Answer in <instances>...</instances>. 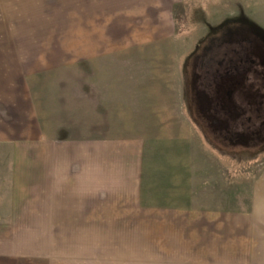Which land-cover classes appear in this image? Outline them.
Returning a JSON list of instances; mask_svg holds the SVG:
<instances>
[{
  "label": "rangeland",
  "instance_id": "rangeland-1",
  "mask_svg": "<svg viewBox=\"0 0 264 264\" xmlns=\"http://www.w3.org/2000/svg\"><path fill=\"white\" fill-rule=\"evenodd\" d=\"M0 111V264H264V0H0Z\"/></svg>",
  "mask_w": 264,
  "mask_h": 264
},
{
  "label": "crops",
  "instance_id": "crops-1",
  "mask_svg": "<svg viewBox=\"0 0 264 264\" xmlns=\"http://www.w3.org/2000/svg\"><path fill=\"white\" fill-rule=\"evenodd\" d=\"M194 57V55L193 56H191L186 62H185V65H184V68L186 69V72H187V75H189L188 74V70L190 71L191 70V75H195L197 78L195 79V81H196V83H197V80L198 79H201V78H205V77H202L199 73L201 72V70L200 69H203V67H205V66H200L199 67V63L201 62V63H203V62H207L206 60H202V61H196L195 63H193V58ZM193 58V59H192ZM233 60V59H232ZM210 62H208V64L207 65H209V70H211L213 73L215 72L216 73V71L218 72L216 75H213V76H209V77H212L211 79H216V78H220L222 75H229V71H228V73L226 74V73H221L222 71V69H226V67H224V66H226V65H224L223 66V68H221V67H219V66H217L218 65V63L217 62H215V65L214 64H212V65H210L209 64ZM197 66V67H196ZM224 71V70H223ZM222 75H221V74ZM209 77H206V78H209ZM210 79V80H211ZM199 81V80H198ZM187 95V94H186ZM14 110V109H13ZM13 110L12 109H10V110H8V112L7 113H5V117H6V115L8 114V119H16V120H20V119H22V118H24V116L22 115V113L20 112V114H18V112H16V110H14V115H13ZM3 112L2 111H0V138H1V135L3 134V133H6L7 131L5 130V129H7L9 126L6 124V121H5V118L3 117V114H2ZM12 113V114H11ZM3 119V120H2ZM3 121V122H2ZM9 129V128H8ZM13 157H14V155H12ZM19 237L20 236H17L16 238V241H14V244H15V246L14 247H16V248H19L18 246H19V244L17 245V241L19 240ZM16 248H13V249H16ZM12 249V247H10V245H8V247L6 248V249H3V251H5L6 250V252H10V250ZM226 261H228V260H225L224 259V261L223 262H220V260H218V262H217V264H229V262H226Z\"/></svg>",
  "mask_w": 264,
  "mask_h": 264
},
{
  "label": "flooded vegetation",
  "instance_id": "flooded-vegetation-1",
  "mask_svg": "<svg viewBox=\"0 0 264 264\" xmlns=\"http://www.w3.org/2000/svg\"><path fill=\"white\" fill-rule=\"evenodd\" d=\"M211 41H212V39L209 40L208 43H210ZM203 50H204V49H203ZM198 55H199L198 58L196 57V54L194 55L195 57H194V59H193V63H195L197 60H198V61L205 60V59L203 58V57H204V54H203V55L198 54ZM249 60H250V62H253L251 59H249ZM237 61H238V63H237L236 65H242L243 63L247 62L246 59L243 60L242 58H241V59L239 58ZM239 63H240V64H239ZM247 63H248V62H247ZM253 63H254V62H253ZM207 64H208V61H207V62H203V63H201V62L199 63V67H200V66H205V67H203V69H200L201 72H200L199 74H200L202 77H205V78H206V77H209V76L216 75L218 72L216 71V73H215V72L213 73L211 70H209V65H207ZM219 64H220V63H218V66H219ZM236 65L229 66V68L227 67V69L224 70L223 73H226V74H227L228 71L231 70V68L236 69V67H235ZM196 67H197V66H196ZM229 72H230V71H229ZM237 72H238V71H237ZM221 73H222V72H221ZM221 73H220V74H221Z\"/></svg>",
  "mask_w": 264,
  "mask_h": 264
},
{
  "label": "trees",
  "instance_id": "trees-1",
  "mask_svg": "<svg viewBox=\"0 0 264 264\" xmlns=\"http://www.w3.org/2000/svg\"><path fill=\"white\" fill-rule=\"evenodd\" d=\"M227 23H233V22H227ZM232 29H233V28H231L230 30H232ZM249 30H250V31H252V29H251V28H249ZM252 34H253V33H252Z\"/></svg>",
  "mask_w": 264,
  "mask_h": 264
}]
</instances>
